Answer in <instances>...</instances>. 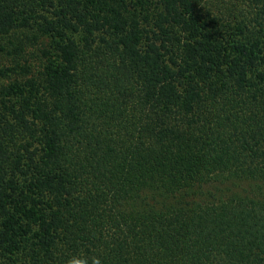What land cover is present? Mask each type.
I'll use <instances>...</instances> for the list:
<instances>
[{
    "label": "trees",
    "instance_id": "16d2710c",
    "mask_svg": "<svg viewBox=\"0 0 264 264\" xmlns=\"http://www.w3.org/2000/svg\"><path fill=\"white\" fill-rule=\"evenodd\" d=\"M17 29L0 264H264V0H0Z\"/></svg>",
    "mask_w": 264,
    "mask_h": 264
},
{
    "label": "rangeland",
    "instance_id": "374dc122",
    "mask_svg": "<svg viewBox=\"0 0 264 264\" xmlns=\"http://www.w3.org/2000/svg\"><path fill=\"white\" fill-rule=\"evenodd\" d=\"M41 49V42L33 38L31 30L17 29L10 34L0 35V67L12 68L0 83L39 73L46 63Z\"/></svg>",
    "mask_w": 264,
    "mask_h": 264
},
{
    "label": "clouds",
    "instance_id": "9594fccd",
    "mask_svg": "<svg viewBox=\"0 0 264 264\" xmlns=\"http://www.w3.org/2000/svg\"><path fill=\"white\" fill-rule=\"evenodd\" d=\"M68 264H101L98 257H89L85 254L72 257Z\"/></svg>",
    "mask_w": 264,
    "mask_h": 264
}]
</instances>
